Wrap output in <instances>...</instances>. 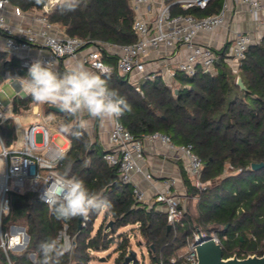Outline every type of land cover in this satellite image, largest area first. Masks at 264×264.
<instances>
[{
    "label": "trees",
    "instance_id": "obj_1",
    "mask_svg": "<svg viewBox=\"0 0 264 264\" xmlns=\"http://www.w3.org/2000/svg\"><path fill=\"white\" fill-rule=\"evenodd\" d=\"M10 1L24 10L43 9L32 0ZM222 3L223 0H212L204 14L219 11ZM46 15L70 36L118 44L137 39L129 0H82L75 11L65 14L55 4ZM2 57L0 82L15 73L27 77L28 69L19 58ZM104 57L112 66L109 87L117 90L132 109L119 118L124 126L138 139L154 131L168 133L177 144H192L201 157V181L206 183L202 188L181 165L189 196H199L197 214L185 211L169 230L166 213L158 208V203L137 201L132 184L123 182L118 167L104 159L107 149L98 138L93 139L88 130L81 139L65 134L71 145L59 166L60 173L67 171L82 179L90 191L107 198L112 209L105 212V221L93 232L100 212L90 213L81 223L79 217L64 223L55 219L52 209L35 192L12 191L10 213L0 223V241L11 224L24 225L30 240L25 249L9 250L8 255L0 246V264H9L8 256L12 264H35L39 244L60 234L65 226L74 249L62 257L61 264H90L91 252L107 249L122 226L137 224L153 264H183V258L176 257L177 252L188 244L196 227L206 234L218 233L224 257L261 255L264 166L254 170L252 163H264V38L249 47L238 72L231 69L222 54L215 73L199 70L193 77L178 74L175 87L166 84L161 76L139 80L136 85L119 75L116 56L106 53ZM64 70L62 65L57 71ZM238 76L246 88L237 84ZM32 103L35 102L28 94L16 95L12 110L19 113ZM46 110L51 112L49 105ZM66 121L64 116L63 122ZM0 134L7 145L14 141L13 119L7 118L0 124ZM110 220L113 224L108 226ZM121 237L120 254L114 264H124L130 253L129 238L123 234ZM31 253H35V259Z\"/></svg>",
    "mask_w": 264,
    "mask_h": 264
},
{
    "label": "built area",
    "instance_id": "obj_2",
    "mask_svg": "<svg viewBox=\"0 0 264 264\" xmlns=\"http://www.w3.org/2000/svg\"><path fill=\"white\" fill-rule=\"evenodd\" d=\"M232 1L223 0L219 11L199 17L194 11L207 9L212 0H129L134 12L133 29L137 39L131 43L118 44L70 36L48 19L44 9L24 10L10 0H0V35L4 37L6 50L19 58L22 66L27 69L33 62L40 60L45 64L53 62L58 70L65 59L72 58L83 62L93 71H99L97 66L107 67L111 71L112 66L104 57L107 53L117 57L119 75L132 82L136 78L140 80L161 76L166 84L172 85L178 74L193 77L199 70L215 73L222 54L231 69L238 72L249 47L256 43L251 32L233 30L231 43L221 49L222 53L210 41L201 40L202 35L229 27ZM238 1L247 6L253 22L264 27V0ZM51 2L53 7L56 0ZM173 8L179 9V12L174 14ZM235 13L241 11L236 10ZM34 49L37 50L36 54H32ZM15 77L19 86L17 93L27 94L22 81H18L22 77L19 74ZM137 89H140L139 86ZM8 109L9 105L4 106L0 100V124L7 118L13 119L18 134L10 145L4 142L0 134V141L3 142L0 152L5 149L8 152L3 157L4 170H0V223L10 213L12 191H33L43 202L41 196L45 183L54 173H60L59 166L70 147V143L67 146L55 143L56 134L52 133V124L39 108L34 110V115L41 122L27 126H24L20 114L8 115ZM56 122L61 123L59 120ZM38 133L41 134L40 143L36 142ZM144 139L159 142L175 151L178 158L183 160L187 174L202 188L204 163L192 144H177L171 135L162 131H154L138 139L120 119L114 120L109 132L110 145L104 159L118 167L123 182L132 184L137 201L147 203L146 192L133 182L134 173L143 170L141 161L145 158ZM146 177L152 176L148 173ZM154 194L155 202L166 213L169 224L173 225L183 218L186 210L178 194L173 193L168 186L157 189ZM200 231L205 237L212 236L221 243L216 231L211 234ZM26 232L25 226L11 224L9 230L1 234L0 246L7 255L9 250H23L27 247L29 242L26 241ZM60 233L70 238L66 226ZM198 238L196 229L193 239L187 244V253L179 256L183 258V264L197 262L195 242ZM8 260L12 264L9 256Z\"/></svg>",
    "mask_w": 264,
    "mask_h": 264
},
{
    "label": "clouds",
    "instance_id": "obj_3",
    "mask_svg": "<svg viewBox=\"0 0 264 264\" xmlns=\"http://www.w3.org/2000/svg\"><path fill=\"white\" fill-rule=\"evenodd\" d=\"M32 3L45 11L52 10L50 0H32ZM81 3L82 0H56L61 14L75 11ZM97 68L99 71H93L83 62L76 61L61 73L53 62L45 64L37 60L29 67L27 77L18 81H22L33 102L59 109L67 118L59 125L61 133L81 139L90 123L85 114L91 119L118 120L132 110L127 100L109 87L110 70L102 66ZM7 154L6 149L0 152V170ZM45 185L41 199L52 209L57 221L66 223L78 217L86 219L92 212L112 209L107 198L90 191L82 179L70 176L67 171L54 173ZM73 249V241L60 233L39 244V259L35 264H61L62 257Z\"/></svg>",
    "mask_w": 264,
    "mask_h": 264
},
{
    "label": "crops",
    "instance_id": "obj_4",
    "mask_svg": "<svg viewBox=\"0 0 264 264\" xmlns=\"http://www.w3.org/2000/svg\"><path fill=\"white\" fill-rule=\"evenodd\" d=\"M232 6L233 9L229 13V27L220 28L216 32L201 36V40L210 41L216 48L218 49L220 48L219 50L221 53L223 52L221 51L222 48L224 49L225 47L230 45L231 39L233 37V30L235 29L251 32L254 39L256 40V43L264 38V27H261L257 23L253 22L251 15L248 12L247 6L243 3H240L238 0H233ZM236 10L237 11L240 10L241 13L239 14L235 13ZM0 52L7 54L9 53L5 48V40L3 35H0ZM36 53L37 50L34 49L32 51V54H36ZM74 62H76L74 59L68 58L65 59V61L61 64V66L63 65V67L66 68V66H70ZM16 74L17 73L9 75L3 81H6L7 78L10 79L14 78L13 85L16 88V95H20L17 93L19 86L16 81V77H15ZM2 82H0V85L2 84ZM175 83H177L176 77L173 79V84ZM12 102L10 101L9 104V109L7 111L8 115L14 113L12 110ZM91 120L94 122L93 128L95 130V135L93 139L98 138L101 145L107 149L110 145L109 132L113 127L114 120H97V119H91ZM95 124L97 125L96 126L97 128H95ZM17 135L18 134L16 132V136ZM63 135L66 136L65 134ZM69 143L71 145L70 139L68 144ZM143 145L145 152V158L144 160L141 161L143 170L134 173L133 182L136 183L142 190L146 192L147 203L149 204L155 203V199H154L155 191L157 189L165 188L166 186H168L173 193L178 194L181 200H183V198L185 197L186 198L190 197L188 194V189L184 183V179L181 171V165H184V162L183 160L178 158V154L175 151L160 144L159 142H154L149 139H144ZM148 173L151 174L152 176L151 178L146 177Z\"/></svg>",
    "mask_w": 264,
    "mask_h": 264
},
{
    "label": "rangeland",
    "instance_id": "obj_5",
    "mask_svg": "<svg viewBox=\"0 0 264 264\" xmlns=\"http://www.w3.org/2000/svg\"><path fill=\"white\" fill-rule=\"evenodd\" d=\"M179 12V9L173 8V13ZM194 14L197 16H204L207 14H204L203 11L201 10H196L194 11ZM0 56H3L2 58H9L12 55L10 53H4L1 54ZM24 78V77H23ZM26 78V77H25ZM136 80V81H135ZM133 82L137 83L138 85L139 79H135ZM137 80L139 82H137ZM14 78L9 79L8 82L3 81L2 84L0 85V100L2 101L4 106H8L10 104V99L13 98L16 95V88L13 85ZM175 84H172L171 86L173 87ZM175 87V86H174ZM137 88V87H136ZM140 88V87H139ZM141 92V90L139 89ZM20 95L25 96L27 95L26 93L22 92ZM36 108H39L41 111L44 112L45 116L48 118V121L52 124V133L56 134L54 141L57 145L59 146H67L69 139L68 137L64 136L63 133L59 131V123L56 122V120H59L63 122L64 120V115L62 113L54 112V111H47L46 110V105H40L37 103H32L31 106L28 109H24L23 111L19 112L17 115L21 114V119L24 124V126H27L29 124L33 123H38L41 122L40 118L36 115H34V110ZM85 119H89L87 115H85ZM90 120L88 129L89 134L93 138L95 135V130L93 128L94 122ZM36 142L40 143L41 142V134H37L36 136ZM4 167H5V161H4ZM4 167L2 170H4ZM203 185H206L205 182H203ZM203 187V186H202ZM199 196L195 197H185L182 200V204L185 208L186 211H190L192 215L197 214V203H198ZM105 216V211H101L95 221V229H97L101 223L105 221L104 219ZM22 225V224H21ZM24 226V225H23ZM196 231V230H195ZM194 231V232H195ZM125 235L129 238V249L134 250L136 252L138 261L140 264H153L152 258L149 254V248L144 240V238L141 236L140 231H139V225L137 224L136 226L134 225H127V226H122L116 235H114V241L109 245L107 249H100L91 252V257L92 259L90 260V264H114L116 258L120 254V250L118 248V243L119 240L122 239L121 235ZM194 235V233H193ZM193 235L190 236V240L193 239ZM15 251H21V249H16ZM188 251V245H185L184 247L180 248L177 252L176 257L185 255ZM32 259H35V255L32 256ZM175 259V258H174Z\"/></svg>",
    "mask_w": 264,
    "mask_h": 264
},
{
    "label": "water",
    "instance_id": "obj_6",
    "mask_svg": "<svg viewBox=\"0 0 264 264\" xmlns=\"http://www.w3.org/2000/svg\"><path fill=\"white\" fill-rule=\"evenodd\" d=\"M51 6L52 2L50 1ZM237 84L241 88H246L242 77H237ZM178 89H176V92ZM49 109L54 112L61 113L59 109L49 106ZM264 166L263 162L252 163V169H260ZM82 218H79V222L81 223ZM113 224V220H110L108 226ZM172 227V224H168V229ZM199 238L195 242V250L197 254V262L190 264H264V252L259 254H249L245 257H240L237 254H234L229 257H224L223 246L220 242L216 241V239L212 236L205 237L202 232L196 227ZM25 230V228H24ZM26 241L27 243L30 240L29 234L26 232ZM138 261L136 252L131 250L130 253L126 256L124 260V264H133Z\"/></svg>",
    "mask_w": 264,
    "mask_h": 264
}]
</instances>
